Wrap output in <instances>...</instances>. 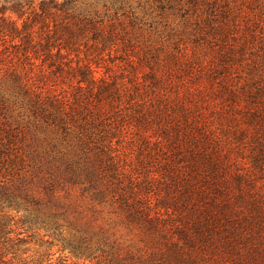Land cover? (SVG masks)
Here are the masks:
<instances>
[{"label":"trees","instance_id":"obj_1","mask_svg":"<svg viewBox=\"0 0 264 264\" xmlns=\"http://www.w3.org/2000/svg\"><path fill=\"white\" fill-rule=\"evenodd\" d=\"M144 1L179 17L191 46L126 84L106 65L96 75L113 31L79 14L81 0H0V104L21 96L67 174L111 193L147 248L163 239L161 264H264V25L246 0ZM89 41L97 52L68 64L70 91L21 73L19 48L61 70L54 58Z\"/></svg>","mask_w":264,"mask_h":264},{"label":"rangeland","instance_id":"obj_2","mask_svg":"<svg viewBox=\"0 0 264 264\" xmlns=\"http://www.w3.org/2000/svg\"><path fill=\"white\" fill-rule=\"evenodd\" d=\"M81 1L79 14L91 19L97 29L113 31L96 75L106 65L114 79L130 84L134 72L142 78V70L146 72L149 65L172 63L175 46L189 52L191 44L182 20L171 13L160 14L144 0ZM228 2L231 6L232 0ZM244 5L264 25V0H246ZM94 44L89 41L77 50H63L62 58H54L61 70L50 65L44 51L29 50L23 56L19 48L21 73L33 78L44 75L42 80L52 82V89L70 91L74 81L68 64L75 65L89 51L95 54ZM127 56L133 65H125ZM139 61L148 65L140 67ZM4 97L7 101L0 104V264H161L158 253L164 247L163 239L159 237L152 245L157 253L154 260H148L153 248H147V240L126 225L111 193L95 198L93 190L75 182L58 161L49 129L33 120L26 101L21 103V96L17 100ZM132 166H136L134 161ZM149 177L135 181L143 187ZM152 188L153 192L144 190L156 202L157 190ZM229 264L244 263L235 258ZM246 264L252 263L248 260Z\"/></svg>","mask_w":264,"mask_h":264}]
</instances>
